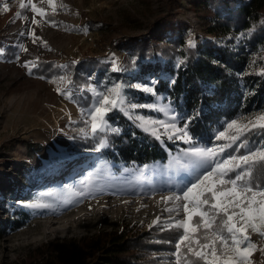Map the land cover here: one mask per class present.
I'll return each mask as SVG.
<instances>
[{
    "label": "rangeland",
    "instance_id": "obj_1",
    "mask_svg": "<svg viewBox=\"0 0 264 264\" xmlns=\"http://www.w3.org/2000/svg\"><path fill=\"white\" fill-rule=\"evenodd\" d=\"M21 2L25 9L19 7ZM32 5L40 12L33 13ZM5 6L9 11H3ZM17 13L21 15L18 17ZM206 16L196 0H51V3L0 0V220H12L5 213L18 209L30 217L23 228L13 232L5 228L0 237V264H28L30 259L43 263L41 255L50 242L96 239L103 233L121 231L124 226L135 227L141 236L153 234L151 242L156 244L162 243L159 235L172 228L179 230L181 238L182 229L176 228L174 222L186 219L184 201L176 202L179 212L167 211L165 215L147 205L137 207L141 200L150 202L158 196L179 192L199 174L177 163H182L183 150L190 147L175 138L178 133L164 132L159 123L155 124L154 130L160 138L174 144L175 149L169 152L166 161L131 168L119 169L93 151L78 152L69 147L75 142L74 134L83 139L96 136L91 134L89 113L98 106V94H106L113 85L123 86L124 106L117 110L128 118L182 127L184 112L173 99L154 91L153 78L144 82L131 77L137 68L129 71L125 68L122 46L131 38L140 39L167 25L182 24L188 26L187 42L198 44L210 35ZM88 57L108 64L110 71H106L104 80L90 76L93 82L78 91L68 77L67 63H78ZM41 59L54 61L58 75L49 79L36 74ZM250 63L254 73H264V51L253 55ZM112 71L124 77H111ZM144 86L151 87L154 94L140 90ZM85 92L91 97L89 107L78 104L77 97L87 100ZM132 104L150 107L133 110L129 107ZM172 115L175 121L171 120ZM262 115L264 111L225 122L215 129V137L221 131L225 133L221 140L193 142L200 148H220L235 133V129L227 128L229 123L236 121L242 127L250 121L256 122ZM144 127L150 129L146 132L153 130L152 125ZM257 144L249 143V146ZM221 151L223 157L229 156L224 148ZM248 195L255 200L264 199L257 193ZM169 201H166L167 209L175 208L170 207L172 201ZM33 203L48 207L27 206ZM105 203L111 207L101 209ZM257 226L260 227L259 221ZM199 229L205 230L202 225ZM205 231L208 240L204 243L196 244V233H187L179 250L176 247L173 253L160 250L156 255L177 264L181 262L180 251L184 246L194 253L203 252L207 262L213 259L210 254L213 246L219 258L230 255L227 246L221 250L214 229ZM247 234L256 245L248 264H264V239L251 229ZM203 244L209 248L201 247ZM99 247L97 244L91 247L88 240L79 246L75 243L74 250L81 248L85 262L101 254ZM61 249L59 254L69 251Z\"/></svg>",
    "mask_w": 264,
    "mask_h": 264
},
{
    "label": "trees",
    "instance_id": "obj_2",
    "mask_svg": "<svg viewBox=\"0 0 264 264\" xmlns=\"http://www.w3.org/2000/svg\"><path fill=\"white\" fill-rule=\"evenodd\" d=\"M196 5L206 11L207 31L212 37L190 45L187 25H167L140 39L131 38L122 49L125 68L128 71L137 68L131 76L134 81L149 82L153 78L154 91L173 99L184 112L182 124L188 123L194 142L213 143L216 141L215 129L225 122L264 111V73H254L253 63H250L253 55L264 51V0H196ZM37 64L36 74L50 79L59 73L54 61L41 59ZM107 70L110 71L108 64L91 57L78 63H67L68 77L78 91L81 86L93 82L90 76L104 80ZM110 75L118 79L124 77L115 71ZM84 95L87 100L77 97L78 104L89 107L91 97L88 92ZM107 117L110 132L91 139L74 134L75 142L70 150L93 151L121 169L166 161L169 152L175 149L174 144L155 138L121 111L113 110ZM103 139L107 146L96 151L97 144ZM246 139L248 144L259 143L264 141V135L248 132ZM234 147H225V152L235 154ZM255 161L262 162L260 159ZM257 179L264 184V177L259 173ZM5 214L13 219L0 220V237L5 228L16 231L25 227L30 219L19 209ZM123 228L100 234L96 239L69 240L63 244L50 242L41 255L44 262L30 259L28 264H177L156 254L160 250L174 252V243L180 238L179 230L164 231L159 235L162 243L156 244L151 242L153 234L141 236L135 227ZM205 235V230L198 229L195 237L204 243L208 240L204 239ZM88 240L93 248L100 245L101 254L93 261L84 262L81 248H74L75 243L79 246ZM59 248L69 251L59 254ZM180 254L179 264L206 262L185 246Z\"/></svg>",
    "mask_w": 264,
    "mask_h": 264
},
{
    "label": "snow or ice",
    "instance_id": "obj_3",
    "mask_svg": "<svg viewBox=\"0 0 264 264\" xmlns=\"http://www.w3.org/2000/svg\"><path fill=\"white\" fill-rule=\"evenodd\" d=\"M51 3V0H49ZM19 7L25 9L26 5L21 2ZM4 12L9 11L8 7L3 8ZM33 13H39L40 10L34 5L31 6ZM21 13H17L19 17ZM35 22V21H33ZM55 26V25H53ZM29 67L28 64L25 65ZM63 80L64 77H61ZM140 90L146 93H153L151 87L144 86ZM63 94V93H62ZM154 94V93H153ZM98 106L90 111L89 116L91 134H105L111 131L107 114L110 111L122 109L124 106V89L121 85H113L105 93L98 94ZM133 110L138 107H150L147 105H129ZM175 115L171 120L175 121ZM159 123L164 132L175 131L178 138L190 147L183 150V161H177L180 167L190 168L194 172L199 171L194 180H189L179 192L164 196L166 201H184L183 212L185 220L174 222L175 227L182 229V235L179 243L175 245L179 250L180 245L187 239V233H196L202 225L205 230H213V235L220 242L221 250L227 246L230 255L225 254L224 258L217 256V250L213 246L211 255L213 259L205 264H248L249 257L253 254L252 250L256 245L247 234L248 230L256 232L264 239V199L255 200L249 198L248 194L257 193L264 196V184L257 179V173L264 177V141L259 142L255 147H250L247 142L248 132H255L264 135V115L260 116L256 122H249L244 126H238L236 121L227 125L229 129H235V133L229 138L227 145H221L220 148L207 147L200 148L193 142L194 137L190 133L189 125L186 122L182 127H177L175 123H165L156 121H145L140 118L138 125L145 131H150L144 127L145 124L152 125L151 134L159 139L160 135L154 130L155 124ZM250 125V126H249ZM113 134H117L113 132ZM225 133L221 131L215 137L221 140ZM173 139V136H169ZM234 147L235 155L227 157L222 156V149L225 147ZM106 146V142H100L96 151H101ZM241 149L243 151L241 152ZM260 157L257 162L253 158ZM231 167H226V165ZM230 186V187H229ZM31 208L41 209L48 205L33 203L27 205ZM168 212H179L180 208H168ZM198 218V220L194 219ZM259 221L260 227L257 226ZM205 240L208 236L205 235ZM199 245L200 241H195ZM203 248H209L208 244L200 245ZM191 250V249H190ZM195 255L203 260L204 253L197 251Z\"/></svg>",
    "mask_w": 264,
    "mask_h": 264
},
{
    "label": "bare ground",
    "instance_id": "obj_4",
    "mask_svg": "<svg viewBox=\"0 0 264 264\" xmlns=\"http://www.w3.org/2000/svg\"><path fill=\"white\" fill-rule=\"evenodd\" d=\"M168 195H171V194H167V195H164V196H168ZM163 196V197H164ZM169 201V200H168ZM171 201V200H170ZM169 201V202H170ZM129 202V201H128ZM135 202V201H134ZM177 201L171 203L170 207H177L178 206V203H176ZM168 203V202H167ZM130 204V203H129ZM129 204L125 205V210L126 208L129 206ZM111 205V204H110ZM108 205L107 203L104 204V206H102L101 209H107V208H110L111 206ZM147 206H150L151 210H156L159 214L162 213L163 215L166 214V209H167V206H166V200L165 199H162V197L158 196L154 199H152L150 202H143L141 200V202L137 205V207H140V208H143V207H146ZM123 211V210H122ZM136 211V210H135ZM104 213V212H103ZM86 217V216H85ZM63 224V223H62ZM52 225V224H51ZM56 225V224H55ZM50 228V227H49Z\"/></svg>",
    "mask_w": 264,
    "mask_h": 264
},
{
    "label": "built area",
    "instance_id": "obj_5",
    "mask_svg": "<svg viewBox=\"0 0 264 264\" xmlns=\"http://www.w3.org/2000/svg\"><path fill=\"white\" fill-rule=\"evenodd\" d=\"M207 37H209V38H210V37H212V36H211V35H207ZM238 38H240V37H238Z\"/></svg>",
    "mask_w": 264,
    "mask_h": 264
}]
</instances>
